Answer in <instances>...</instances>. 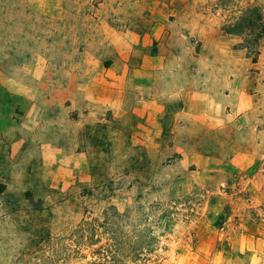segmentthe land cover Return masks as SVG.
<instances>
[{"label":"crops","instance_id":"0c3cea01","mask_svg":"<svg viewBox=\"0 0 264 264\" xmlns=\"http://www.w3.org/2000/svg\"><path fill=\"white\" fill-rule=\"evenodd\" d=\"M183 3L153 0L151 15L124 20L93 5L87 31L90 0H0L4 228L120 180L182 196L262 165L264 39L254 60L239 34L187 35L191 14L166 12Z\"/></svg>","mask_w":264,"mask_h":264},{"label":"rangeland","instance_id":"374dc122","mask_svg":"<svg viewBox=\"0 0 264 264\" xmlns=\"http://www.w3.org/2000/svg\"><path fill=\"white\" fill-rule=\"evenodd\" d=\"M152 1L90 0L82 24L92 30L100 3L106 4L104 17L124 20L151 15ZM182 1L166 12L171 21L191 14L187 35L211 25L226 31L256 6L264 12V0ZM260 162L210 192L196 188L178 196L168 181L145 185L141 177L122 189L113 183L86 189L72 205L39 214L34 226L8 217L6 228L0 223V264H264V157Z\"/></svg>","mask_w":264,"mask_h":264},{"label":"trees","instance_id":"16d2710c","mask_svg":"<svg viewBox=\"0 0 264 264\" xmlns=\"http://www.w3.org/2000/svg\"><path fill=\"white\" fill-rule=\"evenodd\" d=\"M226 31L243 36L242 45L247 47L250 53L255 54L253 58L256 60L259 42L264 38V12L260 7H253ZM4 187L0 186V191H3Z\"/></svg>","mask_w":264,"mask_h":264},{"label":"water","instance_id":"95a60500","mask_svg":"<svg viewBox=\"0 0 264 264\" xmlns=\"http://www.w3.org/2000/svg\"><path fill=\"white\" fill-rule=\"evenodd\" d=\"M124 182L122 180L116 182V183H113L112 184V188H115V189H122L124 187Z\"/></svg>","mask_w":264,"mask_h":264}]
</instances>
